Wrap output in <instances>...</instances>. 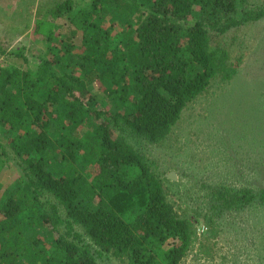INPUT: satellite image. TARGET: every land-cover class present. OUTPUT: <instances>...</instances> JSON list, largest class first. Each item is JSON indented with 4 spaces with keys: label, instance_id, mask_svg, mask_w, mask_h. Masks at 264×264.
<instances>
[{
    "label": "trees",
    "instance_id": "16d2710c",
    "mask_svg": "<svg viewBox=\"0 0 264 264\" xmlns=\"http://www.w3.org/2000/svg\"><path fill=\"white\" fill-rule=\"evenodd\" d=\"M246 8L248 0L58 5L56 13L75 27L53 59L31 71H0V126L11 123L15 136L0 144V174L11 152L22 162V175L0 201V264H99L108 254L128 264H182L196 231L168 200L166 179L126 135L167 140L215 79L235 77L228 50L214 48L210 33L264 17ZM109 14L122 21L119 34L115 22L106 25ZM91 85L104 94L101 108ZM219 196L220 213L235 195L224 189Z\"/></svg>",
    "mask_w": 264,
    "mask_h": 264
},
{
    "label": "rangeland",
    "instance_id": "374dc122",
    "mask_svg": "<svg viewBox=\"0 0 264 264\" xmlns=\"http://www.w3.org/2000/svg\"><path fill=\"white\" fill-rule=\"evenodd\" d=\"M66 1L74 2L77 9L92 2L0 0V71H31L40 59H53L55 45L62 47L75 27L69 15L56 13ZM248 2L247 10H264V0ZM112 15L104 18L106 25L115 22L119 34L122 21H112ZM81 34L75 38L78 47ZM210 35L214 48L228 50L238 70L235 77L215 79L183 112L167 140L155 144L126 136L166 179L168 200L196 231L193 248L182 264H264V203L259 200L264 189V17L226 34L211 31ZM89 89L101 108L104 94L96 85ZM3 106L0 94V120ZM19 129L23 128L18 127L16 134H23ZM11 130V123L0 126V144L13 143ZM13 155L0 174V201L22 175V162ZM88 171L96 175L99 168ZM224 189L235 197L233 205L219 213V192ZM44 236L51 240L47 232ZM99 264L128 263L108 254Z\"/></svg>",
    "mask_w": 264,
    "mask_h": 264
}]
</instances>
